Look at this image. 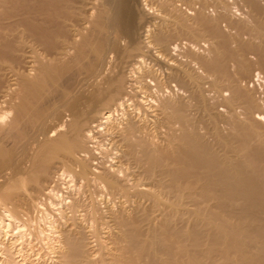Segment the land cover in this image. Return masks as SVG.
Instances as JSON below:
<instances>
[{
    "label": "bare ground",
    "instance_id": "obj_1",
    "mask_svg": "<svg viewBox=\"0 0 264 264\" xmlns=\"http://www.w3.org/2000/svg\"><path fill=\"white\" fill-rule=\"evenodd\" d=\"M239 2L0 0V264H264V0Z\"/></svg>",
    "mask_w": 264,
    "mask_h": 264
},
{
    "label": "rangeland",
    "instance_id": "obj_2",
    "mask_svg": "<svg viewBox=\"0 0 264 264\" xmlns=\"http://www.w3.org/2000/svg\"><path fill=\"white\" fill-rule=\"evenodd\" d=\"M225 1V3H226V7H227V9H228V11L230 10V14L232 13V16H231V19H232V21H235L236 22V20H237V18H238V20L237 21H239V19L240 18H246L247 16H246V11H247V7L246 6H244L241 2H239V0H224ZM209 4L210 3H208L205 7H204V12H205V14L207 15V16H209V17H215V15L217 16V12H216V10H214L213 11V9H215L214 8V6L213 5H211L210 4V6H209ZM213 6V7H212ZM181 7H182V9H185V10H187V8H186V6H185V4L183 5H181ZM208 7V8H207ZM190 11V10H189ZM212 11V12H211ZM234 15V16H233ZM236 17V18H235ZM248 18V17H247ZM223 20V21H222ZM220 23H222V24H220ZM219 27H221V30L223 31V32H225V33H227V34H229V35H234V33L236 34L237 32H238V30H237V28L236 27H232V26H230L229 25V23H228V21L226 20V19H221L220 21H219ZM235 30V31H234ZM237 31V32H236ZM233 33V34H232ZM243 37L245 38L246 37V34H244L243 35ZM207 37H205V39H206ZM186 40V39H185ZM185 40H183L182 39V43H183V45H184V43L186 44V41ZM185 41V42H184ZM204 42V39L203 40H200V43L201 42ZM205 44H203V43H201V45H203V47H201V49H202V51H205V50H207V48H208V45L209 44H207V42H204ZM206 47V48H205ZM206 53V52H205ZM256 78V77H255ZM256 83L257 82H255V85H256ZM259 87V88H258ZM256 88H257V90H261L262 89V86H260L259 84H257L256 85ZM48 210H49V208H48ZM35 245V246H34ZM51 245L49 244H39L38 245V243H35V244H32V247H31V251L33 250V253L30 251V250H28V252H29V255H30V258H33V261L35 262V261H38L39 260V258L41 259L43 256H45L44 258L46 259L45 261H46V264H52V262L50 263L49 262V258H47V256H49V255H51L52 254V248L50 247ZM35 249H34V248ZM43 247V248H42ZM48 247V248H47ZM38 249V250H37ZM45 250V251H44ZM50 251V252H49ZM38 252V253H37ZM35 253H37V254H35ZM39 254V255H38ZM42 254V255H41ZM35 255H38V259H36L35 257H37V256H35ZM41 255V256H40Z\"/></svg>",
    "mask_w": 264,
    "mask_h": 264
}]
</instances>
